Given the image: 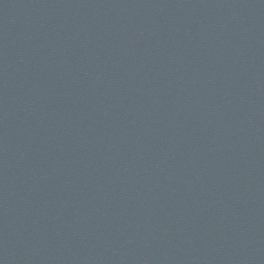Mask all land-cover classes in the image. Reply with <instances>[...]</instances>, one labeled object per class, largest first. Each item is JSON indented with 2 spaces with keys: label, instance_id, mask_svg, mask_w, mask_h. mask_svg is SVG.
Instances as JSON below:
<instances>
[{
  "label": "water",
  "instance_id": "95a60500",
  "mask_svg": "<svg viewBox=\"0 0 264 264\" xmlns=\"http://www.w3.org/2000/svg\"><path fill=\"white\" fill-rule=\"evenodd\" d=\"M0 264H264V0H0Z\"/></svg>",
  "mask_w": 264,
  "mask_h": 264
}]
</instances>
